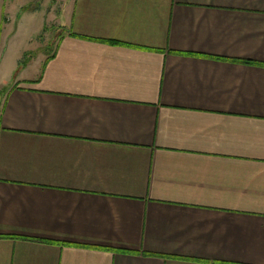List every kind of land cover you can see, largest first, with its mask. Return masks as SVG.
Masks as SVG:
<instances>
[{"label":"crops","instance_id":"0c3cea01","mask_svg":"<svg viewBox=\"0 0 264 264\" xmlns=\"http://www.w3.org/2000/svg\"><path fill=\"white\" fill-rule=\"evenodd\" d=\"M23 54L0 264H264V0H0Z\"/></svg>","mask_w":264,"mask_h":264},{"label":"rangeland","instance_id":"374dc122","mask_svg":"<svg viewBox=\"0 0 264 264\" xmlns=\"http://www.w3.org/2000/svg\"><path fill=\"white\" fill-rule=\"evenodd\" d=\"M37 14V13H36ZM35 14V15H36ZM40 15V14H39ZM46 13H44V17H45ZM28 15H26L22 21H20L19 24V29L17 31V29L14 31V34L17 33L13 36L12 40H11V47H13L14 49H18L24 46L28 47H34V49L39 48V45H48V51H50L53 48V44L55 43V39H54V35H52V37L49 36L48 31H47V27L45 28V24H44V30L37 36V35H32V28L34 26H36L37 24V19L38 17L35 16L33 18L27 19ZM50 26L48 28L49 32H51V28L54 25V23L49 22ZM16 27V25H15ZM9 43V42H8ZM38 52V51H36ZM34 53H29L26 55V58H31L32 55ZM10 58V56L8 55L4 60V63L1 65L0 67V101L2 99V96L4 94V89L5 87H3L1 85V82L3 79H8V78H13L14 75H16L18 69L21 67V65L24 63V59H25V55L23 54L22 56H19V64L17 66V68L15 70H13L14 68L12 67V64L10 62H8V59Z\"/></svg>","mask_w":264,"mask_h":264}]
</instances>
